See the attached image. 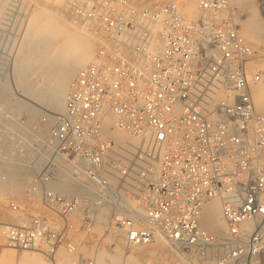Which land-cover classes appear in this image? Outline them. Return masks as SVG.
<instances>
[{"label":"built area","instance_id":"2783aa9c","mask_svg":"<svg viewBox=\"0 0 264 264\" xmlns=\"http://www.w3.org/2000/svg\"><path fill=\"white\" fill-rule=\"evenodd\" d=\"M196 5L188 18L179 0L67 1L99 45L60 114L0 131V183L20 182L7 200L14 221H0V256L10 247L55 261L61 247L76 253L71 233L102 221L126 246L162 241L177 264H264V113L251 92L264 72L248 68L256 53L234 0ZM105 129L138 142L129 150ZM212 198L221 236L202 223Z\"/></svg>","mask_w":264,"mask_h":264},{"label":"bare ground","instance_id":"6f19581e","mask_svg":"<svg viewBox=\"0 0 264 264\" xmlns=\"http://www.w3.org/2000/svg\"><path fill=\"white\" fill-rule=\"evenodd\" d=\"M56 1L63 3L64 0ZM196 2V0H179L180 8L188 18L197 17ZM234 3L242 14L241 17L239 15L241 22L240 31L248 43L256 49L257 44L264 43V14L258 9L254 0H234ZM38 6L30 16L29 25L22 41V47L15 59L14 70L20 80L19 86H22L21 90L23 93L48 100V104L53 108L54 113L60 114L64 109L71 78L77 69L94 60L95 50L97 45H99V37L93 31L75 23L72 19H66L59 14L54 15V11L39 4ZM160 46L161 42L157 41L153 49H158ZM251 62L250 60L248 64ZM29 76L33 77L25 81V78ZM36 79L38 85H35ZM251 92L256 109L264 113L263 85L259 83L252 84ZM27 107L22 103H17L15 108L11 110L13 111L12 116L18 118L20 112L25 110L30 117L27 120L21 121L26 126H31L32 124H36V122L33 120V108L32 110L30 108V110H26ZM112 119L113 116L111 115L105 117L104 124L110 123ZM104 131L106 135L113 137L119 145H123L129 150H133L134 148L127 147L125 143L132 142L136 144L138 142L136 138H131L122 131H108L106 129ZM41 137L44 138L43 136ZM118 151L122 152L125 150L118 147ZM19 188L20 182L16 177L14 175L8 176L0 183V200L3 199L2 201H5L6 191L16 192ZM204 215L203 225L216 235L221 236L226 228L221 219L218 198H212L206 204ZM1 221H7V219ZM113 228H116L118 231L117 225L111 226V232ZM91 229L100 236L105 234V225H103L102 221H97ZM83 235L84 232L71 233L73 242L78 244ZM0 241H4L3 235H0ZM155 243H158L159 246H164L162 241ZM77 255L79 257L89 255L94 259L95 264H150L153 261L141 260L134 257L133 254L126 255L118 245L112 251L103 246H92L90 249L78 246L76 253L69 252L61 247L55 254V261L46 258L36 250H23L22 253L18 254L13 248L4 247L0 256V264H72L76 261ZM181 259L179 261L180 264H189L187 261H184L183 257ZM195 262V264H212L210 259L203 262L196 260Z\"/></svg>","mask_w":264,"mask_h":264},{"label":"rangeland","instance_id":"374dc122","mask_svg":"<svg viewBox=\"0 0 264 264\" xmlns=\"http://www.w3.org/2000/svg\"><path fill=\"white\" fill-rule=\"evenodd\" d=\"M67 1L68 0H64L62 3L56 0H0V131H15L17 129V124L15 122L18 119L27 120L30 117L25 110L20 112L18 118L12 116L13 111L11 110L15 108L17 103H22L26 107L28 106L26 110L29 108L32 110L33 108V120L41 125H43L41 121L42 117L56 114L50 104H48V100L32 97V95H30V98L29 95L23 93L21 90L22 86H19L20 80L15 74L14 64L22 47V41L29 25L30 16L37 7H39L38 4L54 11L55 13L52 12L54 15L59 14L66 19H71L66 12ZM97 48L98 45L96 50ZM252 48L255 50L256 54L251 60L252 62L248 64V68L252 72L257 70L264 72V43L257 44L256 49L253 46ZM30 77L33 76L26 77L25 81L30 80ZM35 85H38L37 79ZM48 126V124L44 125L45 131L48 129ZM14 193L15 192L6 191L5 201H2L3 199L0 200V221L6 219L7 221H13L15 219V214L10 212L7 207L8 197ZM94 226L95 224H91L89 227L85 226L81 228V232H84V235L80 239L83 240V242H79V246L87 247V249H90L92 246H103L112 251L114 247L118 245L126 255L133 254L134 257L140 258L141 260H153L150 264H177L178 262L177 258L171 255L172 253L170 254V252H167L165 246H159L158 243L144 246H126L123 242L122 235L116 228H113L112 232L105 230V234L100 236L91 229V227ZM16 251L18 254L23 252V250ZM85 256L91 257L89 255Z\"/></svg>","mask_w":264,"mask_h":264}]
</instances>
